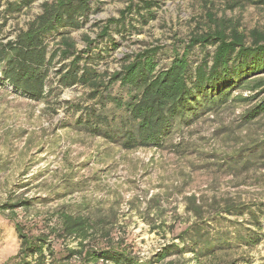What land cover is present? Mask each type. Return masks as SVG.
<instances>
[{"label": "rangeland", "instance_id": "rangeland-1", "mask_svg": "<svg viewBox=\"0 0 264 264\" xmlns=\"http://www.w3.org/2000/svg\"><path fill=\"white\" fill-rule=\"evenodd\" d=\"M142 1L133 0L132 11L128 12V0H92V13L83 28L61 30L60 34L71 38L77 51H83L87 36L96 39L101 27L112 19H120L126 11L124 26L112 25L110 36L98 39L99 46L86 58L99 73H112L127 55L149 45L163 47L159 65L166 67L176 53H183L182 42L208 28L209 12L237 20L246 32L257 27L264 29L263 4L227 9L226 0H153L156 5L151 10L135 12ZM40 5L39 1L10 18L1 35L12 38L41 12ZM59 41L60 36L52 37L50 49L56 48ZM207 51L212 53L214 47L209 46ZM201 56V47H196L191 60L197 61ZM69 62L70 59L56 58L47 78L46 99L41 102L0 86V207L16 203L18 198L32 200L28 211L16 208L13 217L34 232L42 229L51 214L63 205L77 207L91 202L104 212L113 208L117 211V230L147 261L196 222L187 212L186 200L195 196L205 205L204 220L208 219L213 229L229 227L230 231L238 228L258 233L257 244L245 246L242 251L251 264H261L264 116L246 122L243 115L251 104L231 103L189 124L174 123L162 146L127 152L106 143L103 137H90L76 128L82 109L89 104H95L97 109L100 106L97 99H89L87 87L61 88L57 71ZM113 93L125 95L118 86ZM238 94L251 95L247 90L233 95ZM224 199L240 205L262 204L261 230L246 223L250 221L247 213L223 214L219 223L211 221V208ZM36 224L38 228L34 227ZM19 248L15 221L9 212L0 210V264L14 258Z\"/></svg>", "mask_w": 264, "mask_h": 264}, {"label": "trees", "instance_id": "trees-1", "mask_svg": "<svg viewBox=\"0 0 264 264\" xmlns=\"http://www.w3.org/2000/svg\"><path fill=\"white\" fill-rule=\"evenodd\" d=\"M38 1L0 0V37L10 18ZM91 1L44 0L41 12L24 28L12 38L2 36L0 86H11L15 95L41 102L46 99L47 78L56 58L70 59L57 71L61 88L87 87L89 99H97L100 106L97 109L95 104H89L82 109L76 128L90 137H103L106 143L127 152L162 146L174 123L189 124L231 103L251 104L243 115L246 122L264 116V29L257 27L246 32L237 20L209 12L208 28L196 31L182 42L183 53H176L166 67L159 65L163 47L149 45L127 55L118 70L99 73L88 65L87 55L99 46L98 39L110 36L112 25L124 26L126 11L120 19H112L101 27L96 39L87 36L83 51H77L74 41L60 34L61 30L83 28L92 13ZM128 1L131 12L133 0ZM141 4L135 7V12L151 10L156 1L144 0ZM245 4L264 5V0H226L227 9ZM56 36H60V41L56 48L50 49L49 40ZM209 46L214 47L212 53L207 51ZM196 47H201L202 56L192 61ZM115 86L125 91V95L114 94ZM246 90L251 94L249 97L233 95ZM186 200L187 212L196 222L144 261L117 230V211L113 208L104 212L91 202L77 207L63 205L51 214L42 229L34 232L13 217L16 208L28 211L32 206V200L18 198L16 203L0 207L2 212L12 215L20 240L17 255L5 264H251L242 250L257 244L260 239L257 232L238 228L230 231L229 227L213 229L209 220H204L205 205L195 196ZM217 203L211 208L214 210L211 221L219 223L223 214L247 213L250 221L246 223L258 232L261 230L262 204L240 205L232 199ZM188 254L192 257L186 259Z\"/></svg>", "mask_w": 264, "mask_h": 264}, {"label": "built area", "instance_id": "built-area-1", "mask_svg": "<svg viewBox=\"0 0 264 264\" xmlns=\"http://www.w3.org/2000/svg\"><path fill=\"white\" fill-rule=\"evenodd\" d=\"M44 0H40V2H41V4H42V2H43ZM39 2V1H38ZM0 76L2 77V71H1V69H0ZM7 88H8V90L10 91V92H12V87L11 86H7ZM13 93V92H12Z\"/></svg>", "mask_w": 264, "mask_h": 264}]
</instances>
